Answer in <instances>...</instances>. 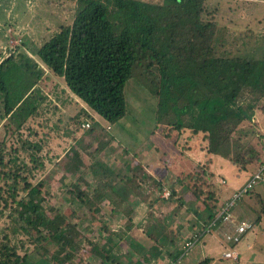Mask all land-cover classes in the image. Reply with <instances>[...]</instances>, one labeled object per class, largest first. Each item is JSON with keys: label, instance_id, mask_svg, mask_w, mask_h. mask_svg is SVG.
I'll list each match as a JSON object with an SVG mask.
<instances>
[{"label": "trees", "instance_id": "1", "mask_svg": "<svg viewBox=\"0 0 264 264\" xmlns=\"http://www.w3.org/2000/svg\"><path fill=\"white\" fill-rule=\"evenodd\" d=\"M75 1L73 18L43 41L35 58L18 47V53L0 63V218L9 212L11 219L0 235V264H75L83 245L94 252L79 264H126L132 261L128 260L133 258L130 250L140 240L126 236L125 230L112 231L114 225L130 229L135 224L131 216H150L156 206L176 199L179 208L189 204L199 218L211 224L245 186L234 193L218 182L224 176L214 170L218 165L222 169L221 159L240 171L253 169L251 178L264 164V132L254 121L264 113V30L247 27L238 31L221 25L220 3L212 6L209 0ZM246 1L250 2L244 6V15L264 7V0ZM136 72L157 100L156 120L164 124L165 140L177 147L185 133H190L184 148H176L177 155L184 156L178 168L185 163L190 169H180L175 178L170 174L172 188L165 197L166 181L146 175L140 178L142 169L124 175V168L114 169L117 161L112 157L90 167L81 155L89 148L80 145L84 141L80 140L52 172L56 176L57 167L68 168V175L60 173L59 180L69 206L52 205L44 197L47 214L35 199L45 192L46 182L33 181L52 161L50 153L44 154L48 142L33 131L23 132L47 100L38 87L54 77L63 79L67 91L83 104L74 117L76 129L91 133L95 117H101L107 123L101 129L106 133L126 116L125 87ZM114 142L112 138L111 150ZM196 142L203 157L194 155ZM99 148L105 155L110 152L106 143L101 142ZM67 176L77 184L67 185ZM124 185L129 186L127 190ZM34 189L38 191L35 197ZM116 210L120 221L110 217ZM37 218L41 219L38 223ZM203 234L204 229L199 238ZM22 235L35 245L37 260L18 239ZM122 246L130 250L124 254ZM146 246L154 255L153 243ZM21 250L26 252L21 255ZM183 253L184 247L174 261ZM145 259L141 256L134 264H145Z\"/></svg>", "mask_w": 264, "mask_h": 264}, {"label": "rangeland", "instance_id": "2", "mask_svg": "<svg viewBox=\"0 0 264 264\" xmlns=\"http://www.w3.org/2000/svg\"><path fill=\"white\" fill-rule=\"evenodd\" d=\"M146 1L165 2V0ZM249 2L250 1L246 0H209V4L212 6H215V3H220L222 14L219 16L218 21L221 25H228L238 31H243L248 27L253 28L256 32H260L264 30V7L261 6L262 9L259 8V10L256 11L257 13L244 15L242 11L245 10V4ZM75 7V0H0V63L13 53H18V47H22L30 57L35 58V53L41 47L43 41L48 38L49 35L58 31L61 25L73 18ZM28 62L31 63V59H29ZM18 82L20 83L19 76L17 77V84ZM38 88L40 92H42L44 99L47 100L42 104L39 116L31 118L24 127L23 132L29 134V131H33L38 138H43L51 143L52 140L50 139L53 137L55 138L56 147L52 148L48 142L45 146L44 154L52 151L54 153L55 150L57 152L59 151V153L60 151L64 153L66 149L72 147L76 142L82 143L80 140H84L80 145L89 148L88 152L84 154L90 167L96 166L95 163L97 162L98 164L99 161L108 162L110 160H108L107 157H112V160L117 161V164L113 166L114 169L120 167H122V169H142L139 175L140 178L141 175H146L147 177L153 175L155 178L158 177L157 174L152 173V171L154 172L156 169H165V175L172 172L171 176L174 174L175 178L179 174L180 169H190V165L185 163L182 164L181 168H178L177 164H180L184 160V156L177 155L176 151L177 149L182 150L184 148L190 133H185L183 142L177 145V147H174L170 141L165 140L162 134L164 124H159L156 120V111L158 108L157 100L147 88L145 79L137 74V72L127 82L125 87L127 101L126 116L120 122L112 125V129H107L106 133H102L101 129L102 127L106 129L107 123H105L101 117H95L91 133L86 129H76L75 123L77 120L75 121L74 117H76L75 115L80 111V108L83 107L81 106L83 104L77 101L74 96H71L69 91H67L63 79L54 77L51 81L42 82ZM66 93L68 97H66ZM60 99L64 100V103L60 102ZM50 101H52V103ZM55 106L58 109H55ZM2 113L3 108L0 105V133L3 125L1 119ZM258 115L259 118L254 120L255 124L264 132V113L262 114L260 112ZM178 119V115H176L174 120L177 121ZM112 138L116 140V142H114L116 145L112 148L113 150H111L110 146ZM101 142L106 143L107 146L109 145L110 152H107L109 154L105 155V152L100 151L99 145ZM195 144L193 143V146H195L194 155L203 157L202 154H204V152L200 150L199 142ZM157 148H159L158 151ZM49 149L51 150L47 151ZM126 149L129 152L124 151ZM97 152H99V154H96ZM93 154H96V158L91 157ZM59 156H61V154L55 157L50 156L52 158L51 165L54 164V159H57ZM119 157H123L121 159L122 161H120ZM221 162H224L221 164L222 169L219 168L218 166L220 165H218L216 166L217 169L215 168L214 171L216 174L225 176V178L228 179L230 188L233 186L237 187L241 184L244 185L248 181V178L254 173L253 169L240 171L239 168L234 166L230 161H223V159H221ZM137 164H140V166H136ZM51 165L49 164L46 170L38 173L36 179L33 181L35 184L41 179H44L46 182V187L44 188L45 192L43 191L41 197H35L38 192L37 189H34L33 195L36 202L44 205L47 214L49 212L47 211L46 203L43 202L44 197H46L52 205H61L65 208L69 206V201L66 199V190L61 188V182L59 180L60 173L56 172V176H52V172L55 171V168L52 169ZM166 165L169 169H167ZM64 169L65 170L62 169L63 172L65 174L66 172L68 173V168L66 169V167H64ZM176 169H178V171ZM60 170L61 169H58L57 171ZM77 175L78 173H76V178ZM67 177L65 182L67 185H76L75 179H72L70 176ZM219 179L220 178H218V181ZM148 182H150V180ZM153 187L154 185L151 184L149 193L154 189ZM261 190L264 191V187L262 184H258L256 189L239 200L233 209V213L237 218L252 222L255 226L248 232L240 244L242 256L241 261L237 262V264H264V221L263 224L257 222L258 217H262L264 220V193L261 192ZM166 193L169 194L170 192ZM162 205L164 206L162 207L159 205L153 208L152 214L148 216L150 219L153 218L151 221H156V216L161 218L158 220L156 228H152L153 231L152 229L150 231L148 230V234L152 232L154 236L149 238L148 234L143 232L142 235H137L135 233L132 237L136 240H140L138 245L133 248L137 249L135 253L144 251L146 245H151L153 243L155 246V255L150 253L149 248L147 251L140 254L144 258L145 256L152 258L159 254L160 250L169 249V245L172 243L171 236L175 235V233H165L166 230L162 229L163 227L169 226L170 229L174 230V225L178 223L176 221L175 212L177 213L180 211H177V208H179V201L176 199L169 205ZM99 210L101 211V208H99ZM86 212L88 213V210H86ZM8 215L9 212H7L4 217L0 218V235L3 229L10 225L11 219ZM44 215H46V213ZM30 217L33 218L34 216L30 215ZM40 217L42 220H45L44 216ZM164 217L165 219H163ZM40 220V218H37L35 222L38 223ZM84 227L88 228L89 224L84 223ZM166 228L167 231H169L168 227ZM120 232L121 229L118 228L116 233ZM18 239L25 243L28 253H32V258L37 260L36 254L33 253L35 245L23 235L18 236ZM200 246V244L193 246L188 253L184 251L177 264H200L197 259L201 253ZM122 248L125 254L128 250L125 249V246H122ZM25 252V250H21L20 253L23 255ZM93 252L90 248L83 245L81 254L74 260L76 262L75 264L81 263L83 257L85 260L87 258L89 259V257H92ZM57 253L60 254V249L57 250ZM63 255H66V252H64ZM173 261L174 259H171L167 264ZM148 262L149 260H146L145 264H148ZM35 263L37 264V262Z\"/></svg>", "mask_w": 264, "mask_h": 264}, {"label": "crops", "instance_id": "3", "mask_svg": "<svg viewBox=\"0 0 264 264\" xmlns=\"http://www.w3.org/2000/svg\"><path fill=\"white\" fill-rule=\"evenodd\" d=\"M50 140H52V143L50 141H48L49 144L51 145L52 148H55L56 147V145H55L56 144L55 138L53 137ZM50 150L51 149H49V151ZM70 150H71V147L68 148V149H66L64 151V153H62L63 151H60V153H59V151L57 152L55 150L54 151L55 155H54L53 151L50 152V156H52V157H55L58 154H61V156H59L57 159H54V164L53 165H51L52 161L49 163L51 165V168L53 169L54 168V165L56 163H59L60 160L63 161V159L66 158V154ZM81 155L85 159L86 156H85V154L83 152H81ZM57 169H61L59 171V173L65 174L63 172V170H65L63 166H59V167H57ZM66 169H67V167H66ZM164 170L165 169H156V170H154V172L152 171V173L158 175V177H156L157 178L156 180H158V181H166L167 187L165 188V192H164V193H166L168 191V189H171L172 188L171 183L168 182V181H170L172 179V177H169L171 173H168V174L165 175ZM133 171H134V169H124V175L131 176L134 173ZM66 174H67V172H66ZM148 177H152L153 178V175H149ZM250 178L251 177H249L248 180ZM220 179L226 180L227 181V184L226 185H223V186H225L227 188H230V186L228 185V184H230V182L228 181L227 178H225V176L224 177H221ZM220 179H219V181H220ZM75 183L77 184V182H75ZM153 185L155 186L154 183H153ZM244 185L241 184V185H239L237 187H234L233 186L230 189L234 190L235 191L234 193H236ZM123 187H124L125 190H127L129 186L124 185ZM180 189H181L180 187L177 188L178 191ZM261 192L264 193L263 190H261ZM166 195H168V194L166 193ZM237 202H236V204H237ZM138 203H140V202L138 201ZM236 204H235V206H236ZM234 207H233V209H234ZM187 209H188V211H187ZM233 209H232V222L231 223L225 222L224 219H223L222 214L219 215L211 223V224H214V226L211 228L212 231H210V233L203 234L199 238L200 240L195 244V245H197V244H200L201 245L200 246L201 253H200V256H198V258H197L198 259V262L200 264H237V262H240L241 261L242 252H241L240 244H241L243 238L255 226H254V224L252 222L246 221L244 219L237 218V216H235V214L233 213ZM178 210H180V211H178ZM178 210H177L178 212L175 213L176 214V221L178 223L174 225V230L173 229H170L169 226H166V225H169L168 223H165L166 224L165 226L168 227V230L169 231H167V228L166 227H163V229H162V230H164V229L166 230L165 233L166 232H170V231H171L170 234L171 233L172 234L175 233V235L171 236L172 243H170L169 249H166V250H163V251L160 250L159 251V254H157V256H154L152 258L150 257V259H148L149 260L148 264H151V263L152 264H167V263H169V261H171V259H175L178 255H180L181 251L183 250V247H184L185 243L189 239H191V237L193 235L198 234L199 232H201V230L204 229L205 226H207L206 222L204 220H202V218H199V215L196 214L195 211H193V210H191L189 208V204L185 205L182 208L180 207ZM117 211L118 210H116L114 212V214H110V217L113 220L114 219L115 220L118 219L116 217L117 216L116 215L117 214ZM148 216L149 215H147V214H144V215L142 214V216H138V217L131 216V218H134V223H135V224L132 225V228H130V229L128 228L127 229L126 226H123L121 224H117V225H114L113 226L112 231H115L116 232V231H118V228H120L121 230H125L126 231V233H127L126 236H130V237H133L135 233L137 235H142L143 232H146L145 234H148V230L150 231L152 228H155L156 227V224L158 223V220L161 219L160 217L158 218V216H156V218H157L156 221L155 220L154 221L153 220L151 221V219H153V218L150 219ZM90 217L91 216H89V218ZM124 218H127L126 215L124 216ZM163 219H165V217ZM118 221H120V219H118ZM263 221L264 220H263L262 217H260V219L257 218V222H259L260 224H263ZM242 222H249V223H251L253 225V228L251 230H249L246 234H244L241 237V240L238 243L226 242V240H225V233H228V232L231 233V232H233L234 231V227H235L234 225H238V224H240ZM140 232H141V234H140ZM109 237H111V236L109 235ZM149 247H146L145 246L144 251H142V252L139 251L138 252L139 253L138 256H137V254H135V252H134L133 249H131V250L129 249L130 250V253L133 255V258L130 259V260H132L131 261L132 263L131 262H128L126 264H134L136 261H138L140 259V257H141L140 254H142L145 251H147V249H149ZM231 250H234V251H237L238 252L239 258L237 260L225 258V256H224L225 253L228 252V251H231ZM149 251H151V250H149ZM163 255H165V256H163Z\"/></svg>", "mask_w": 264, "mask_h": 264}, {"label": "built area", "instance_id": "4", "mask_svg": "<svg viewBox=\"0 0 264 264\" xmlns=\"http://www.w3.org/2000/svg\"><path fill=\"white\" fill-rule=\"evenodd\" d=\"M86 128L90 127V124H86ZM222 185H226L227 181L224 179H220L219 181ZM258 184H262L264 186V164L258 169V171L252 176V178L245 184V186L240 189L233 197V199L226 203L225 207L222 209V216L225 222H232V209L235 206L237 200L241 199L248 192L253 190ZM168 196V195H166ZM214 224H209L204 227L206 233H210L212 231V227ZM234 231L231 233H225L226 242L230 243H238L241 240V237L246 234L249 230L253 228V225L249 222H242L238 225H234ZM199 241V235L195 234L189 239L184 245L185 253H188L191 248ZM225 258L237 260L239 258V254L237 251L231 250L225 253ZM180 259L176 262L173 261L170 264L179 263Z\"/></svg>", "mask_w": 264, "mask_h": 264}]
</instances>
